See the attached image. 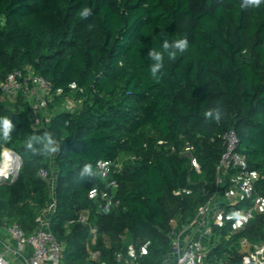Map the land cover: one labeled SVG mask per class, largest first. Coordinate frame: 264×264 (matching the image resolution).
<instances>
[{
	"label": "trees",
	"instance_id": "1",
	"mask_svg": "<svg viewBox=\"0 0 264 264\" xmlns=\"http://www.w3.org/2000/svg\"><path fill=\"white\" fill-rule=\"evenodd\" d=\"M241 4L0 0V83L26 67L50 83L47 113L36 125L23 94L15 101L0 98V118L15 125L9 140L0 132V152L9 147L21 157L16 178L0 183V224L17 223L29 233L53 204L49 228L62 245L63 264H165L170 232L214 194L221 135L228 129L248 168L258 173L253 189L264 195V3ZM83 8L91 9L87 18L80 16ZM164 39H187L188 47L175 59L165 55L156 82L147 53L161 51ZM64 99L80 108L60 109ZM214 108L221 110L219 122L205 117ZM46 131L54 134L56 153L26 150L28 136ZM186 141L199 171L181 153ZM130 155L135 160L110 176L115 187L98 175L99 159ZM86 164L94 175L81 177ZM234 175V168L225 173L220 193ZM92 188L99 192L95 198L88 196ZM176 189L190 192L176 196ZM250 203L221 204L223 223L212 227L216 241L207 263L240 264L242 238L264 243V213L232 228L235 212Z\"/></svg>",
	"mask_w": 264,
	"mask_h": 264
},
{
	"label": "built area",
	"instance_id": "2",
	"mask_svg": "<svg viewBox=\"0 0 264 264\" xmlns=\"http://www.w3.org/2000/svg\"><path fill=\"white\" fill-rule=\"evenodd\" d=\"M50 83L43 77L36 75L29 67L16 69L6 74L0 83V98L7 101H15L21 93L29 101L30 118L36 125L39 123V116L46 115L49 99ZM41 92V93H40ZM224 151L216 165L214 178V194L202 206L189 221L175 226L170 232V256L165 264H211L206 262L205 245L198 238L191 235L197 230L200 234L210 236L214 234L212 227L214 224H222L221 204L232 205L241 198H251L248 207L237 210L232 223L233 230H237L256 213H264V195L256 193L253 189V182L258 177L256 171L248 168L245 157L238 151L239 139L232 129H228L222 135ZM194 147L186 141L181 149V153L189 157L191 165L199 171V163L193 155ZM135 156L130 155L117 160L99 159L95 169L102 179H108V185L116 186L112 174L119 173L126 162H133ZM21 164L20 155L9 147H3L0 152V183L15 178ZM230 168L235 169V175L231 178V184L220 193V188L224 182V175ZM39 174L43 178L48 177V171L39 169ZM53 184V180H50ZM190 190L176 189L173 194L181 196L189 193ZM98 189L92 188L88 192L90 198H95ZM107 203H111V195L106 191L101 192ZM53 210L51 204L37 219L36 227L26 233L17 223L0 224V264H13L7 257L10 252L21 259L17 264H63L62 245L49 228V215ZM81 222H86V215L79 217ZM5 232L7 237L13 240V246L3 241L1 233ZM212 245V244H211ZM144 252L145 248L142 247ZM239 252L241 253L240 264H264V243L250 242L245 238L240 240ZM128 255L135 257L134 249L128 247ZM117 259H121V253L116 254Z\"/></svg>",
	"mask_w": 264,
	"mask_h": 264
},
{
	"label": "clouds",
	"instance_id": "3",
	"mask_svg": "<svg viewBox=\"0 0 264 264\" xmlns=\"http://www.w3.org/2000/svg\"><path fill=\"white\" fill-rule=\"evenodd\" d=\"M264 0H242L241 7H259ZM91 15V9L83 8L80 12V16L83 18H87ZM188 47L187 39H178L172 42H169L167 39L163 40L162 50L157 51L155 49H150L147 53L148 57L153 61L150 66V74L154 81L159 82L164 73V57L168 56L169 59H175L177 53H183ZM205 117L207 119L215 120L217 122L220 121L222 117L221 110L219 108L210 109L205 113ZM15 125L12 121L7 117L0 118V132H2V136L4 140H9L11 136V132L14 130ZM39 145V147H37ZM26 150L41 155H48L56 153L59 148L57 145V141L54 138V134L52 132H44L43 135H30L25 141ZM81 177L87 175H94L92 166L90 164H86L80 173Z\"/></svg>",
	"mask_w": 264,
	"mask_h": 264
},
{
	"label": "crops",
	"instance_id": "4",
	"mask_svg": "<svg viewBox=\"0 0 264 264\" xmlns=\"http://www.w3.org/2000/svg\"><path fill=\"white\" fill-rule=\"evenodd\" d=\"M40 93H41V92H40ZM70 101H71V100H70ZM71 102H72V101H71ZM79 108H80V105H79V103H77V102H72V107H68V109H71V110H78ZM44 116H45V115H40V116H39V121H40V119H42ZM191 235H194V237H198V238L203 242V244L205 245V249H204L205 252L208 251L210 245H211V244L213 243V241H214V238H213L212 235H210V236L202 235V234H200L197 230L193 231V232L191 233ZM1 238L3 239V241L8 242L10 245L13 246V240L9 239V238L7 237V235L5 234L4 231L1 233ZM0 248H2V247H1V244H0ZM6 255H7V257L11 260V262H12L13 264H17V263L19 262V260L21 259L20 256H16V255H14V254H12V253H10V252H8ZM46 264H48V263H46Z\"/></svg>",
	"mask_w": 264,
	"mask_h": 264
},
{
	"label": "rangeland",
	"instance_id": "5",
	"mask_svg": "<svg viewBox=\"0 0 264 264\" xmlns=\"http://www.w3.org/2000/svg\"><path fill=\"white\" fill-rule=\"evenodd\" d=\"M59 105V108L61 109V108H68V107H72V102L70 101V100H68V99H64L61 103H59L58 104ZM212 236H213V238L215 239V241H216V237H215V235L214 234H211ZM215 241H214V243H215Z\"/></svg>",
	"mask_w": 264,
	"mask_h": 264
},
{
	"label": "water",
	"instance_id": "6",
	"mask_svg": "<svg viewBox=\"0 0 264 264\" xmlns=\"http://www.w3.org/2000/svg\"><path fill=\"white\" fill-rule=\"evenodd\" d=\"M16 178V177H15ZM15 178H13V179H11V180H9V181H12V180H14Z\"/></svg>",
	"mask_w": 264,
	"mask_h": 264
}]
</instances>
